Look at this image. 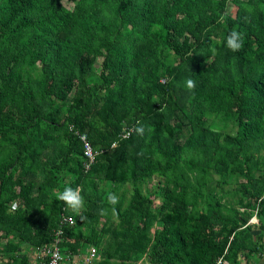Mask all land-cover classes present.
Masks as SVG:
<instances>
[{"label":"trees","instance_id":"1","mask_svg":"<svg viewBox=\"0 0 264 264\" xmlns=\"http://www.w3.org/2000/svg\"><path fill=\"white\" fill-rule=\"evenodd\" d=\"M64 1L0 0V264H40L62 215L98 264L264 252V0Z\"/></svg>","mask_w":264,"mask_h":264},{"label":"built area","instance_id":"2","mask_svg":"<svg viewBox=\"0 0 264 264\" xmlns=\"http://www.w3.org/2000/svg\"><path fill=\"white\" fill-rule=\"evenodd\" d=\"M132 127H126L120 134V138H128L130 133H132ZM84 142V168L88 170L93 164L97 152H94L86 141L85 135L81 136ZM74 219L67 215H62L60 219V227L56 229L53 233L52 239L49 243H46L36 249H34L30 254L29 258L31 263L40 264H98L100 261V255L94 246L88 247L83 254L80 255H70L63 253L60 244L63 236V226L73 225Z\"/></svg>","mask_w":264,"mask_h":264},{"label":"clouds","instance_id":"3","mask_svg":"<svg viewBox=\"0 0 264 264\" xmlns=\"http://www.w3.org/2000/svg\"><path fill=\"white\" fill-rule=\"evenodd\" d=\"M243 40L244 38L242 33H240L238 30L234 28L230 31V33L226 38V47L232 52H238L243 47ZM186 86L188 89L191 90L192 88L195 87V81L192 79L187 80ZM136 131L138 135H143L145 130L143 127H138ZM57 199L64 202L66 206L69 209H71L73 212H79L84 206V199L80 195V190L78 188L73 189L71 187L66 186L64 190L58 194ZM107 199H108V203L113 206L118 201V198L112 193L108 194ZM103 211L104 210H101L102 214Z\"/></svg>","mask_w":264,"mask_h":264},{"label":"crops","instance_id":"4","mask_svg":"<svg viewBox=\"0 0 264 264\" xmlns=\"http://www.w3.org/2000/svg\"><path fill=\"white\" fill-rule=\"evenodd\" d=\"M246 254L241 255L236 264H264V252Z\"/></svg>","mask_w":264,"mask_h":264},{"label":"rangeland","instance_id":"5","mask_svg":"<svg viewBox=\"0 0 264 264\" xmlns=\"http://www.w3.org/2000/svg\"><path fill=\"white\" fill-rule=\"evenodd\" d=\"M64 4H65V6L68 7V8H70V7L72 6V3H71L70 0H65V1H64ZM2 264H4V262H3Z\"/></svg>","mask_w":264,"mask_h":264},{"label":"water","instance_id":"6","mask_svg":"<svg viewBox=\"0 0 264 264\" xmlns=\"http://www.w3.org/2000/svg\"><path fill=\"white\" fill-rule=\"evenodd\" d=\"M256 221L254 218L251 220V222Z\"/></svg>","mask_w":264,"mask_h":264}]
</instances>
